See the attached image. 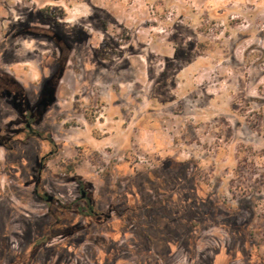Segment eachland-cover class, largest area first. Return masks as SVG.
Instances as JSON below:
<instances>
[{
    "label": "rangeland",
    "instance_id": "obj_1",
    "mask_svg": "<svg viewBox=\"0 0 264 264\" xmlns=\"http://www.w3.org/2000/svg\"><path fill=\"white\" fill-rule=\"evenodd\" d=\"M0 77L21 87L1 105L42 108L49 193L70 177L100 207L117 182L185 184L179 211L149 227L156 241L170 230L171 264L217 251L245 264L239 230L248 264H264V0H0ZM29 204L28 218L0 213L14 249L44 210Z\"/></svg>",
    "mask_w": 264,
    "mask_h": 264
},
{
    "label": "flooded vegetation",
    "instance_id": "obj_2",
    "mask_svg": "<svg viewBox=\"0 0 264 264\" xmlns=\"http://www.w3.org/2000/svg\"><path fill=\"white\" fill-rule=\"evenodd\" d=\"M20 88L18 83L0 77V99L18 93ZM1 104L2 170L10 179L7 188L0 187V213H7L9 220L13 210H18L28 218L30 213L25 208L29 202L35 207L43 206L44 210L35 228L23 231L19 248L14 249L11 244L9 227H0V264H85L86 261L91 264H124L126 261L127 264H171L167 249L160 248L161 243L171 245L170 230L167 227L154 230L162 234V240L156 241V234L150 233L149 227L158 222L154 215H160L162 221L172 210L179 211L181 192L176 199L172 198V193L178 187L187 188L185 184L153 180L117 182L107 191L100 207H97L93 186L70 177L66 182L70 187L64 192L49 193L47 163L56 149L52 138L38 128L43 119L42 108L32 107L26 101H19L17 105ZM13 115L15 118L11 119ZM35 141L45 143L49 149L41 153L39 146L31 145ZM27 153H32L33 158ZM12 180L16 187L11 185ZM12 192L23 209L11 201ZM208 203L206 198L192 199L194 205ZM193 228L190 225L189 229ZM240 232V241L245 247L240 256L248 264L252 253L246 246L250 247V241L245 230ZM140 236L143 239H139ZM189 241L191 246L193 240ZM256 259L261 263L260 258ZM234 260V253L217 251L208 264H231Z\"/></svg>",
    "mask_w": 264,
    "mask_h": 264
},
{
    "label": "crops",
    "instance_id": "obj_3",
    "mask_svg": "<svg viewBox=\"0 0 264 264\" xmlns=\"http://www.w3.org/2000/svg\"><path fill=\"white\" fill-rule=\"evenodd\" d=\"M94 149H96V147H93ZM98 148V147H97Z\"/></svg>",
    "mask_w": 264,
    "mask_h": 264
}]
</instances>
